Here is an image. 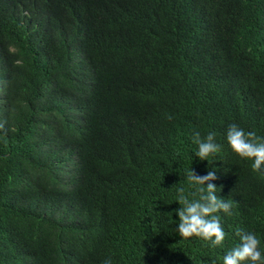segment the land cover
Returning <instances> with one entry per match:
<instances>
[{"label":"trees","instance_id":"obj_1","mask_svg":"<svg viewBox=\"0 0 264 264\" xmlns=\"http://www.w3.org/2000/svg\"><path fill=\"white\" fill-rule=\"evenodd\" d=\"M233 123L264 137V0H0V264H222L238 227L264 254ZM190 169L233 202L222 247L178 235Z\"/></svg>","mask_w":264,"mask_h":264},{"label":"clouds","instance_id":"obj_2","mask_svg":"<svg viewBox=\"0 0 264 264\" xmlns=\"http://www.w3.org/2000/svg\"><path fill=\"white\" fill-rule=\"evenodd\" d=\"M172 117L169 116L168 119ZM3 125L0 124V129ZM216 132L209 131L202 138L200 132H195L192 142L198 146L195 157L201 161H209V157L219 153L222 145L216 141ZM226 141L231 150L242 160L252 161L254 172L264 170V137L257 136L255 131H245L237 124H231L226 131ZM217 179L216 171L199 176L192 169L188 171L185 180L194 189L189 199L184 194V188L177 189L180 208L176 211L179 218L178 235L182 239L199 238L210 244L212 248L222 247L226 233L221 225V217L217 213L231 214L233 202L222 199L217 194L213 181ZM235 236L239 243L235 244L222 258V264H264V254L260 251V240L254 233L242 228H236ZM103 264H112L110 257Z\"/></svg>","mask_w":264,"mask_h":264}]
</instances>
